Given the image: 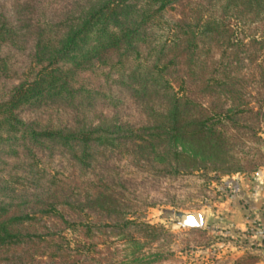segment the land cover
Here are the masks:
<instances>
[{"label":"trees","instance_id":"16d2710c","mask_svg":"<svg viewBox=\"0 0 264 264\" xmlns=\"http://www.w3.org/2000/svg\"><path fill=\"white\" fill-rule=\"evenodd\" d=\"M250 25L262 34L248 56L238 31ZM243 60L250 89L234 71ZM47 107L56 120L24 119ZM254 123L264 124V0H0V264L69 263L47 220L69 230L86 203L105 228L126 225L122 203L171 201L242 153L240 135L260 140ZM56 157L85 179L59 177Z\"/></svg>","mask_w":264,"mask_h":264},{"label":"rangeland","instance_id":"374dc122","mask_svg":"<svg viewBox=\"0 0 264 264\" xmlns=\"http://www.w3.org/2000/svg\"><path fill=\"white\" fill-rule=\"evenodd\" d=\"M182 2L188 4L191 0ZM261 32L255 25L245 26L238 31L239 36L242 35L244 42L249 45L248 56L257 50L254 44L250 45L251 39L261 36ZM243 56L240 54V57ZM234 71L244 77L242 81L249 89L253 86L250 64L244 60L237 62ZM59 110L54 107L31 109L23 112V116L26 121L36 118L35 114L41 115L43 120L54 121ZM253 126L255 138L260 140H253V134L250 133L240 135L243 141L242 153L223 163L211 164L196 173V178L189 180V187L179 190L171 201L152 206L139 205L133 201L122 203L125 219L129 220L126 225L119 222L116 229L105 228L104 225L109 224L110 219L95 204L90 206L82 202L81 205L85 206L83 209L79 207V215L70 217L71 229L59 231L63 224L56 219L47 220L42 227L48 231L51 228L57 236H64L66 241L59 239L57 242L67 244L73 254L71 261L66 264H236L247 256L257 258L250 252L242 251L248 239L247 234L240 235L232 230L228 225L230 214L218 210L219 204L226 197L250 192L249 187L255 178H264V124ZM239 146L235 145L236 148ZM174 147L188 153L186 144L179 142ZM249 160L257 164L256 170L246 166L245 162ZM51 165L55 166L59 177L69 178L71 184L77 185L78 181L85 179L65 158L56 157ZM239 167V171H232ZM258 172L261 174L258 175ZM80 195L83 196L82 193ZM195 212L205 214L202 228L190 229L178 225L179 213ZM238 250L242 251L239 257ZM43 259L39 258L36 263L58 262L56 259Z\"/></svg>","mask_w":264,"mask_h":264},{"label":"crops","instance_id":"0c3cea01","mask_svg":"<svg viewBox=\"0 0 264 264\" xmlns=\"http://www.w3.org/2000/svg\"><path fill=\"white\" fill-rule=\"evenodd\" d=\"M251 185L250 192L226 197L218 210L230 214L228 225L232 230L247 234L242 251L256 255L255 264H264V178L256 177ZM242 251H237V257Z\"/></svg>","mask_w":264,"mask_h":264},{"label":"water","instance_id":"95a60500","mask_svg":"<svg viewBox=\"0 0 264 264\" xmlns=\"http://www.w3.org/2000/svg\"><path fill=\"white\" fill-rule=\"evenodd\" d=\"M258 175L261 173L258 172ZM178 225L183 228L198 229L202 228L205 220V214L203 212H195L190 214H178Z\"/></svg>","mask_w":264,"mask_h":264}]
</instances>
